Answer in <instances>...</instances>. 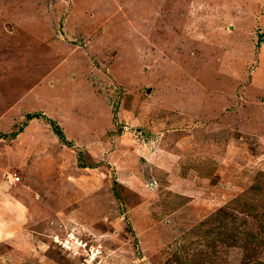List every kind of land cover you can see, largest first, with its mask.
I'll return each instance as SVG.
<instances>
[{"label": "rangeland", "instance_id": "rangeland-1", "mask_svg": "<svg viewBox=\"0 0 264 264\" xmlns=\"http://www.w3.org/2000/svg\"><path fill=\"white\" fill-rule=\"evenodd\" d=\"M261 175L264 0H0V264L191 259Z\"/></svg>", "mask_w": 264, "mask_h": 264}, {"label": "trees", "instance_id": "trees-1", "mask_svg": "<svg viewBox=\"0 0 264 264\" xmlns=\"http://www.w3.org/2000/svg\"><path fill=\"white\" fill-rule=\"evenodd\" d=\"M39 116L29 114L26 121L42 117ZM45 120L57 138L70 147L55 122ZM197 228L205 229L201 237L213 236L210 241L205 239L207 250H196L189 259L190 246L184 244L180 251L178 249L172 255L168 264H264V175L229 205L220 207L200 222ZM219 246L223 247L222 251L217 249ZM236 252L240 253V257L231 258Z\"/></svg>", "mask_w": 264, "mask_h": 264}, {"label": "built area", "instance_id": "built-area-1", "mask_svg": "<svg viewBox=\"0 0 264 264\" xmlns=\"http://www.w3.org/2000/svg\"><path fill=\"white\" fill-rule=\"evenodd\" d=\"M14 183L18 182L19 179L17 177H15L14 179H12Z\"/></svg>", "mask_w": 264, "mask_h": 264}]
</instances>
